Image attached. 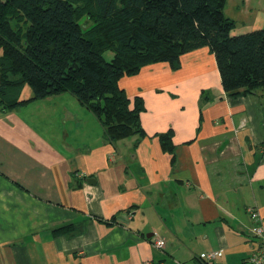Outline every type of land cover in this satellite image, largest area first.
Returning a JSON list of instances; mask_svg holds the SVG:
<instances>
[{
	"label": "crops",
	"instance_id": "1",
	"mask_svg": "<svg viewBox=\"0 0 264 264\" xmlns=\"http://www.w3.org/2000/svg\"><path fill=\"white\" fill-rule=\"evenodd\" d=\"M120 85L143 98L144 134L108 140L68 91L0 107V264H249L264 91L227 93L208 46Z\"/></svg>",
	"mask_w": 264,
	"mask_h": 264
},
{
	"label": "trees",
	"instance_id": "2",
	"mask_svg": "<svg viewBox=\"0 0 264 264\" xmlns=\"http://www.w3.org/2000/svg\"><path fill=\"white\" fill-rule=\"evenodd\" d=\"M226 2L0 0V107L68 91L96 115L108 140L144 134L143 98H130L120 78L160 61L177 69L182 54L204 46L227 93L264 91V27L232 33ZM25 84L32 96L20 98Z\"/></svg>",
	"mask_w": 264,
	"mask_h": 264
},
{
	"label": "rangeland",
	"instance_id": "3",
	"mask_svg": "<svg viewBox=\"0 0 264 264\" xmlns=\"http://www.w3.org/2000/svg\"><path fill=\"white\" fill-rule=\"evenodd\" d=\"M236 2L237 6H235ZM241 2L242 0H227L226 2L225 13L236 22L232 33L240 34L264 27V0H245V6ZM103 55L107 60H110L113 53L106 50ZM27 88V92L31 93V88L29 86Z\"/></svg>",
	"mask_w": 264,
	"mask_h": 264
},
{
	"label": "built area",
	"instance_id": "4",
	"mask_svg": "<svg viewBox=\"0 0 264 264\" xmlns=\"http://www.w3.org/2000/svg\"><path fill=\"white\" fill-rule=\"evenodd\" d=\"M249 214L253 220L252 232L253 236L257 239L256 246L252 249V252L249 257V264H264V223L262 221V216L258 208L250 207ZM154 245L158 248H164L166 241L161 236H156L154 238ZM219 255L220 251H209L203 254L202 258L207 261H214ZM144 264H151L149 261H146Z\"/></svg>",
	"mask_w": 264,
	"mask_h": 264
}]
</instances>
